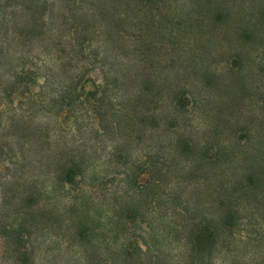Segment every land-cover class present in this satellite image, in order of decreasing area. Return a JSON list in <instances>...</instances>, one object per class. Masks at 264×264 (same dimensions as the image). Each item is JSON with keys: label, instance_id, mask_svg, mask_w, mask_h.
<instances>
[{"label": "rangeland", "instance_id": "obj_1", "mask_svg": "<svg viewBox=\"0 0 264 264\" xmlns=\"http://www.w3.org/2000/svg\"><path fill=\"white\" fill-rule=\"evenodd\" d=\"M150 10L143 9L142 24L124 31L123 40L115 38L124 50L110 63V86L98 94L99 112L31 116L30 126H37L30 153L35 166L9 163L8 155L18 151L13 137L22 135L8 136L2 128L8 115L0 117V143L7 150L0 154V233L2 219L16 215L21 175L53 173L74 155L91 163L89 171L40 200L31 236L37 264L107 260L111 253L104 247L120 243L117 212L130 221L124 232L142 247L148 241L169 250L170 262L178 261L189 221L215 219L229 202L237 209V225L222 234L213 261L264 264V0H158L159 17ZM102 75L99 68L91 71L103 89ZM42 82L39 77L35 91ZM20 100L16 96L13 105ZM149 155L166 171L155 190L160 202L148 207L155 219L139 191L146 175L130 180ZM135 203L137 216L124 211ZM4 247L0 238V264H13Z\"/></svg>", "mask_w": 264, "mask_h": 264}, {"label": "trees", "instance_id": "obj_2", "mask_svg": "<svg viewBox=\"0 0 264 264\" xmlns=\"http://www.w3.org/2000/svg\"><path fill=\"white\" fill-rule=\"evenodd\" d=\"M157 1L0 0V117L5 113L8 115L2 125L8 136L14 132L22 135L17 139V135L13 137L12 144L16 142L18 145V151L8 155L13 167L24 169L36 164L30 155L34 146L31 138L36 135L37 129V126H30L31 116L42 113L57 118L60 114L80 109L92 116L99 112L98 94L101 90L103 93L108 91L110 86V63L118 56L120 49L124 50L121 44L115 43V38L123 40L124 31L127 32L130 26L142 24L143 9H151L149 13L152 17L158 14V18L159 13H155ZM55 7H60L58 14L53 12ZM135 10L137 12L131 17ZM136 32L140 38V31ZM95 68L103 73V89L91 76ZM39 77L43 78V82L38 84L39 89L35 91ZM51 86H58V89L54 87L50 90ZM118 90L120 92L121 89ZM16 96L22 99L18 106L13 105ZM181 100L179 104L182 106ZM55 106L57 109L53 110ZM75 119L77 121V117ZM7 140L11 142L12 139ZM40 142L36 151L39 160L44 154V141ZM184 145L188 147L189 143L184 142ZM3 147L4 144L0 143V154L7 151ZM152 157H147L148 161L141 171H132L130 180L134 182L141 173L146 175L139 191L145 193L148 202L146 212L155 219L148 207L160 202L155 190L161 187L166 171ZM165 160L162 159L160 163H165ZM89 164L72 155L53 173L34 171L21 175L19 183L24 190L16 215L13 220L2 219L0 233L13 264H37L31 236L36 228L35 218L42 210L40 200L48 196L49 190L56 185H70L76 178L85 179ZM4 198L9 199L10 196L4 194ZM231 206L229 202L221 208L215 219L202 216L198 221H189V229L184 236L187 247H182L181 259L174 262L169 261L172 258L169 250L150 247L148 241L142 247L136 237L128 231L124 232L128 228L127 221H130L121 212L120 215L114 213L118 229L115 234L120 243L114 248L104 247L111 256L100 264H215V245L224 232H232L237 225V209ZM125 208L124 211H132L136 216L140 210L137 203ZM148 224L147 228L152 227L151 222ZM86 228L82 226V230ZM119 228L122 234L118 233ZM98 249L102 250L101 247Z\"/></svg>", "mask_w": 264, "mask_h": 264}]
</instances>
